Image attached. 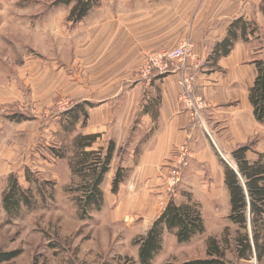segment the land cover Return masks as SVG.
<instances>
[{"label": "rangeland", "instance_id": "374dc122", "mask_svg": "<svg viewBox=\"0 0 264 264\" xmlns=\"http://www.w3.org/2000/svg\"><path fill=\"white\" fill-rule=\"evenodd\" d=\"M98 1L76 22L69 18L74 3L0 0V249L20 251L0 264H139L133 240L170 199L197 203L204 231L185 242L164 231L162 249L151 264L204 257L210 237L225 245L236 234L237 226L227 218L221 159L228 161L240 144L250 146V160L257 158L256 152L264 154V123L249 119L245 106L238 117L230 112L235 102L224 94L235 85L208 70L205 58L199 59L192 65L191 97L194 103L199 98L205 103L203 125L192 122L178 98L180 89L176 101L189 126L199 131L198 150L207 155L191 156L180 180L169 187L174 146L171 156L157 159L148 147L165 127L160 118L162 77L148 81L139 72L142 62L136 65L114 55L121 43L120 34L115 40L111 18L120 16L132 0ZM77 101L86 116L81 110L72 124L74 117L66 110ZM18 114L20 120L13 118ZM85 133H100L92 149L109 139L115 149L100 184L103 202L81 217L74 189L80 180L72 175L68 158L74 153V137ZM61 153L63 158L57 156ZM117 167L124 179L113 193ZM10 175L30 189L33 201L18 214L1 207ZM227 257L233 264H264V257L260 262L237 259L229 251Z\"/></svg>", "mask_w": 264, "mask_h": 264}, {"label": "trees", "instance_id": "16d2710c", "mask_svg": "<svg viewBox=\"0 0 264 264\" xmlns=\"http://www.w3.org/2000/svg\"><path fill=\"white\" fill-rule=\"evenodd\" d=\"M55 2L66 5L74 3L69 18L76 22L82 20L92 8L100 4L98 0H55ZM246 28L247 24L243 20L233 21L225 38L212 48L208 60L215 63L219 57L228 55L240 33L242 36L245 35ZM253 62L257 73L248 92V101L255 119L264 122V59L257 58ZM163 76L165 74L160 75V77ZM82 106L81 102L77 101L66 110L74 117L72 124L78 119L77 114L81 110L86 116V111ZM12 116L17 120L22 118L19 114ZM99 136L100 133L76 135L72 141L74 153L68 158L72 175L80 180L74 189L79 192L75 199L81 217H86L91 209H98L101 206L103 192L100 184L113 158L115 149L113 139H109L106 145H100L96 149L91 148ZM249 150V145L240 144L230 151L229 162L221 159L224 164L223 182L228 192L230 206L227 218L237 226L233 242L225 239V245H223L215 237H210L204 257L165 264H233L227 257L228 251L232 252L237 259L255 258L257 262L263 259L264 154L256 152L257 158L250 160L247 157ZM57 156L63 158L64 154ZM123 179L121 167H117L111 181L113 193L117 192ZM29 193V188L24 189L17 178L10 175L7 188L2 195L1 207L9 213L18 214L21 207L33 205ZM164 231L173 232L178 242L188 241L195 234L202 233L204 221L198 204L190 199L183 203H177L173 199L168 201L146 232L133 240L138 247L139 264L152 263L162 249ZM19 252L17 249L10 251L0 249V263L13 259Z\"/></svg>", "mask_w": 264, "mask_h": 264}, {"label": "crops", "instance_id": "0c3cea01", "mask_svg": "<svg viewBox=\"0 0 264 264\" xmlns=\"http://www.w3.org/2000/svg\"><path fill=\"white\" fill-rule=\"evenodd\" d=\"M237 19L247 24L245 35L240 33L228 55L219 57L215 63L208 60L214 45L225 38L230 24ZM111 22L113 34L117 33L115 40L120 34L121 44L114 48L115 57L131 59L136 65L147 53L173 48L185 37H191L195 57L205 58L208 70L235 85L224 94L225 100L235 102L230 112L238 117L240 107L245 106L249 119L259 122L253 115L248 92L257 73L253 60L264 59V0H132L128 8L123 7L120 16H112ZM253 41H259L260 45L254 47ZM159 80L160 118L165 127L158 140L148 146L153 158L171 156V148L183 143L189 135L191 156H206L198 150V129L189 126L187 113L177 105L179 75H165Z\"/></svg>", "mask_w": 264, "mask_h": 264}, {"label": "built area", "instance_id": "2783aa9c", "mask_svg": "<svg viewBox=\"0 0 264 264\" xmlns=\"http://www.w3.org/2000/svg\"><path fill=\"white\" fill-rule=\"evenodd\" d=\"M197 61L198 58L194 54V43L191 37L187 36L173 48L147 53L142 59L139 72L141 77L148 81L163 74L177 73L180 85L178 98L190 112L192 122L202 124L201 110L205 103L200 98L194 103L191 97L193 84L192 65L196 64ZM190 141L191 135L183 143L175 147L176 153L173 154V157L176 163L172 165L168 172L167 183L169 187H172L180 180L181 170L187 165L188 159L192 155L189 146Z\"/></svg>", "mask_w": 264, "mask_h": 264}]
</instances>
